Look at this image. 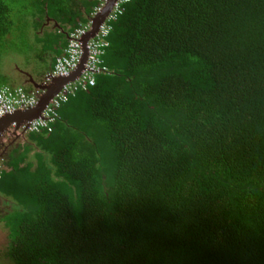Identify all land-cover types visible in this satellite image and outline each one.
<instances>
[{
    "label": "trees",
    "instance_id": "1",
    "mask_svg": "<svg viewBox=\"0 0 264 264\" xmlns=\"http://www.w3.org/2000/svg\"><path fill=\"white\" fill-rule=\"evenodd\" d=\"M101 1L0 0V53L40 49L0 87L33 91L16 76ZM109 24L94 85L0 156V264H264V0H130Z\"/></svg>",
    "mask_w": 264,
    "mask_h": 264
},
{
    "label": "built area",
    "instance_id": "2",
    "mask_svg": "<svg viewBox=\"0 0 264 264\" xmlns=\"http://www.w3.org/2000/svg\"><path fill=\"white\" fill-rule=\"evenodd\" d=\"M130 0H116L112 9L105 18V21L98 26L95 35L88 39L83 45V38L91 30L92 21L104 7L106 0H102L93 12L90 13L89 20L79 25L73 32L69 34L68 44L63 51V55L56 58L53 68L45 74L41 80L42 84H48L53 78L68 77L80 64L83 55H86L83 68L80 75L72 82H68L62 86L60 91L55 94L42 111L41 115L29 122H25L19 126V132H40L51 130L50 124L57 117L56 110L61 103L67 100L68 94L75 92L77 89L86 90L95 83V75L104 72L101 56L104 48L108 45L105 37L108 35L111 25L110 20H115L117 14L122 12V6ZM86 52V53H85ZM43 90L34 88L30 93L25 92L22 88L0 87V118L12 114L18 110H28L36 106L39 96ZM1 170V168H0ZM1 177V171H0Z\"/></svg>",
    "mask_w": 264,
    "mask_h": 264
},
{
    "label": "water",
    "instance_id": "3",
    "mask_svg": "<svg viewBox=\"0 0 264 264\" xmlns=\"http://www.w3.org/2000/svg\"><path fill=\"white\" fill-rule=\"evenodd\" d=\"M115 1L116 0H106L101 12L95 18H93L91 30L83 38L84 46L87 40L95 35L98 30V26L104 22ZM85 59L86 55L84 54L78 67L68 77L53 78L48 84H42L39 81H35L31 75L26 74L29 79V84H31L34 88L43 90V93L39 96L35 107L28 110H18L12 114H7L0 118V138L6 132H9L10 129L13 128L14 130H18L19 126L23 123L38 118L49 101L60 91L62 86L68 82L74 81L80 75Z\"/></svg>",
    "mask_w": 264,
    "mask_h": 264
},
{
    "label": "rangeland",
    "instance_id": "4",
    "mask_svg": "<svg viewBox=\"0 0 264 264\" xmlns=\"http://www.w3.org/2000/svg\"><path fill=\"white\" fill-rule=\"evenodd\" d=\"M32 40H30L29 38H27V40H25L24 38L21 40H17L16 41V44H17V47L20 48L21 47V52H24L23 54H16L15 51H5V52H1L0 53V67H3V69L7 68V67H10V64L11 63H14L17 59L16 56H21V57H18V61L20 62L21 60H23L24 62H31L32 64L36 63V60L37 58L39 57L38 55H40V49L38 50H35L36 49V46L35 48H31L30 49V46H29V43L31 42ZM36 42V41H35ZM34 42V44L36 45V43ZM15 44V45H16ZM34 47V45H33ZM23 49V50H22ZM33 51V52H31ZM45 53V51L43 52ZM48 52H46L47 54ZM38 65V64H37ZM10 137L9 139L6 140V142L10 141L11 136H8ZM13 138H15L13 136ZM9 207L6 206V205H3V203L0 201V251L4 250V246L6 244V241H7V231L6 229L4 228V225L1 221V214H3L6 210H8ZM1 255V254H0ZM1 260V258H0Z\"/></svg>",
    "mask_w": 264,
    "mask_h": 264
},
{
    "label": "flooded vegetation",
    "instance_id": "5",
    "mask_svg": "<svg viewBox=\"0 0 264 264\" xmlns=\"http://www.w3.org/2000/svg\"><path fill=\"white\" fill-rule=\"evenodd\" d=\"M89 18H90V17H88V19H89ZM23 74H24V75H23V76H24V77H23V83H24V84L29 83L28 76L26 75V74H28V73H23ZM28 75H29V74H28ZM33 79H34V77H33ZM18 133H19V132H18ZM8 136H11L12 139H10V141L6 142V140L10 138V137H8ZM13 136L15 137V136H17V135H15L14 132L9 131V132H6V133L0 138V156H1L2 154H4L5 149L7 148L8 144H10V143L14 140Z\"/></svg>",
    "mask_w": 264,
    "mask_h": 264
},
{
    "label": "crops",
    "instance_id": "6",
    "mask_svg": "<svg viewBox=\"0 0 264 264\" xmlns=\"http://www.w3.org/2000/svg\"><path fill=\"white\" fill-rule=\"evenodd\" d=\"M55 27L57 26V24H55L54 25ZM60 31H62V30H60ZM17 77V79L19 80V82H22V85H25L24 83H23V77L22 76H16ZM41 78V76L40 75H34V80L35 81H39V79ZM15 86V85H14ZM27 88H28V85H25ZM22 134V133H21ZM17 137H19V134H17V136H15V138H14V140L12 141V142H14L15 140H18V139H16Z\"/></svg>",
    "mask_w": 264,
    "mask_h": 264
},
{
    "label": "clouds",
    "instance_id": "7",
    "mask_svg": "<svg viewBox=\"0 0 264 264\" xmlns=\"http://www.w3.org/2000/svg\"><path fill=\"white\" fill-rule=\"evenodd\" d=\"M109 12H110V11H109ZM89 17H90V15H89ZM88 20H89V19H88ZM88 20H87V21H88ZM87 21H86V22H87ZM91 21H93V19H91ZM104 21H105V20H104ZM86 22H85V23H86ZM85 23H84V24H85ZM102 23H103V22H102ZM102 23H101V24H102ZM91 27H92V26H91ZM42 78H43V76L39 79V82H40V83H41ZM9 131L14 132L15 135H17L18 132H19L18 130H14L13 128L10 129ZM21 133L23 134L24 132H19V134H21Z\"/></svg>",
    "mask_w": 264,
    "mask_h": 264
}]
</instances>
